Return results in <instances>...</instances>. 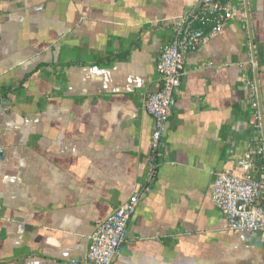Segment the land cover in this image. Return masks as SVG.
Listing matches in <instances>:
<instances>
[{"label":"crops","instance_id":"obj_1","mask_svg":"<svg viewBox=\"0 0 264 264\" xmlns=\"http://www.w3.org/2000/svg\"><path fill=\"white\" fill-rule=\"evenodd\" d=\"M226 1L245 19L187 56L161 167L114 264H264V234L229 231L211 202L216 175H242L249 156L264 180V0ZM198 2L0 0V264L84 258L145 183L143 100Z\"/></svg>","mask_w":264,"mask_h":264},{"label":"built area","instance_id":"obj_2","mask_svg":"<svg viewBox=\"0 0 264 264\" xmlns=\"http://www.w3.org/2000/svg\"><path fill=\"white\" fill-rule=\"evenodd\" d=\"M244 19L245 14L226 0H199L191 12L176 22L173 41L162 49L157 61V88L143 100L144 110L154 123L145 183L96 226L89 237L86 256L71 264L115 263L127 241L129 222L151 193L161 167L165 135L177 104L187 56L201 48L209 35L220 34L230 23ZM257 152L264 155L262 148ZM243 171L242 175L230 170L218 173L211 189V202L226 218L229 231L252 236L264 234V180L254 175L250 156Z\"/></svg>","mask_w":264,"mask_h":264},{"label":"water","instance_id":"obj_3","mask_svg":"<svg viewBox=\"0 0 264 264\" xmlns=\"http://www.w3.org/2000/svg\"><path fill=\"white\" fill-rule=\"evenodd\" d=\"M248 16H249V12H248ZM256 75H257V69H255Z\"/></svg>","mask_w":264,"mask_h":264},{"label":"trees","instance_id":"obj_4","mask_svg":"<svg viewBox=\"0 0 264 264\" xmlns=\"http://www.w3.org/2000/svg\"><path fill=\"white\" fill-rule=\"evenodd\" d=\"M162 158V157H161ZM161 158H160V162H161ZM259 158H261V157H259ZM263 164V163H262Z\"/></svg>","mask_w":264,"mask_h":264}]
</instances>
